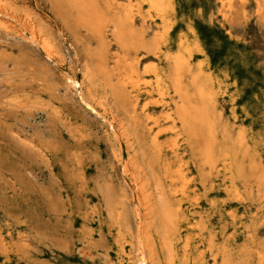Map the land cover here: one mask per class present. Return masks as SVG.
<instances>
[{
    "label": "rangeland",
    "instance_id": "1",
    "mask_svg": "<svg viewBox=\"0 0 264 264\" xmlns=\"http://www.w3.org/2000/svg\"><path fill=\"white\" fill-rule=\"evenodd\" d=\"M163 1L0 0V264H264V0ZM192 104L263 171L203 161Z\"/></svg>",
    "mask_w": 264,
    "mask_h": 264
},
{
    "label": "bare ground",
    "instance_id": "2",
    "mask_svg": "<svg viewBox=\"0 0 264 264\" xmlns=\"http://www.w3.org/2000/svg\"><path fill=\"white\" fill-rule=\"evenodd\" d=\"M10 1V0H9ZM13 1V0H12ZM83 0H81V2H82ZM88 1V0H87ZM114 1V0H113ZM217 1V0H216ZM72 2H73V0H72ZM74 2H75V0H74ZM223 2V1H222ZM8 3H10V2H8ZM79 3V2H78ZM85 3V2H84ZM128 3V2H127ZM140 3H143V4H148L151 8H153V9H156V10H158V11H160L159 10V8L161 7V6H163V3H164V1L163 0H140ZM1 4H3V5H5L4 4V0H3V3L1 2ZM72 4V3H71ZM70 4V5H71ZM97 4V3H96ZM222 4V3H221ZM255 4V3H254ZM11 5V4H10ZM73 5H75V4H73ZM79 5V4H78ZM87 5V4H86ZM139 5V4H138ZM251 5V4H250ZM18 6V5H17ZM80 6V5H79ZM191 6V5H190ZM257 6V5H256ZM258 6H259V4H258ZM3 8H4V6H2ZM6 7V6H5ZM26 7V6H25ZM88 7H89V5H88ZM91 7V6H90ZM94 7V6H93ZM137 7V6H136ZM230 7V6H229ZM249 7V6H248ZM2 8V9H3ZM20 8H23L22 6H20ZM84 8V7H83ZM82 8V9H83ZM86 8V7H85ZM95 8V7H94ZM254 8V7H253ZM259 8V7H258ZM264 8V7H263ZM263 8H261V9H263ZM2 9H0V10H2ZM6 9V8H5ZM11 9V8H10ZM73 9H75V7L73 6ZM80 8H78V10H79ZM87 9V8H86ZM195 9V8H194ZM220 9V8H219ZM260 9V10H261ZM7 10V9H6ZM5 10V11H6ZM18 10V12L20 11L19 9H17ZM26 10V12H27V9H25ZM29 10V9H28ZM94 10V9H93ZM97 10V9H96ZM244 10V9H243ZM259 10V9H258ZM24 11V10H23ZM22 11V12H23ZM32 11V10H31ZM76 11H77V8H76ZM80 12H81V10H79ZM84 11H85V13H86V11L87 10H85L84 9ZM99 11V10H98ZM137 11H138V9H137ZM10 12V11H9ZM18 12H17V14H18ZM25 12V13H26ZM78 12V11H77ZM88 12V11H87ZM96 12V11H95ZM127 12V11H126ZM248 12V11H247ZM261 12V14H262V10L260 11ZM1 13H3V12H1ZM5 13V12H4ZM4 13L2 14V16L4 15ZM11 13V12H10ZM14 13V12H13ZM82 13V12H81ZM84 13V14H85ZM94 13V12H93ZM101 13V12H100ZM220 13V12H219ZM224 13V12H223ZM5 14H7V13H5ZM9 14V13H8ZM32 14H33V12L32 13H30V15L32 16ZM97 14H98V12H97ZM125 14V13H124ZM141 14V13H140ZM264 14V13H263ZM24 15V14H23ZM78 15H79V12H78ZM82 15V14H81ZM93 16H94V14H92ZM100 15H103V13L102 14H100ZM199 15V14H198ZM218 15V14H217ZM8 16V15H7ZM12 16V15H11ZM17 16H19V15H17ZM24 16H26V15H24ZM134 16V15H133ZM1 17V16H0ZM27 17V16H26ZM80 16H78V18H79ZM94 17H96V16H94ZM107 17V16H106ZM106 17H105V21L107 20L106 19ZM16 18V17H15ZM31 17H29V19H30ZM42 18V17H41ZM119 18V17H118ZM200 18H201V16H200ZM213 18V17H212ZM45 19V18H44ZM92 19V18H91ZM90 19V21H93V20H91ZM98 19V18H97ZM104 18H102V20H103ZM121 19V18H120ZM147 19V18H146ZM145 19V20H146ZM153 19V18H152ZM206 19V18H205ZM20 20H21V18H20ZM26 20H28V18L26 19ZM31 20V19H30ZM36 20V19H35ZM79 21H81V19H78ZM94 20H96V19H94ZM119 20V19H118ZM42 21H44V20H42ZM83 21V20H82ZM147 21V20H146ZM207 21V20H206ZM208 21H209V19H208ZM4 22V21H3ZM28 22V21H27ZM31 22V21H30ZM29 22V23H30ZM33 22V21H32ZM38 22V21H37ZM86 22V21H85ZM94 22V21H93ZM102 22V21H101ZM114 22V21H113ZM124 21H122V23H123ZM127 22V21H126ZM125 22V23H126ZM11 23V22H10ZM18 23V22H17ZM70 23V22H69ZM83 23V22H82ZM109 23H111V22H109ZM108 23V24H109ZM128 23V22H127ZM88 24V23H87ZM96 24L99 26V24L96 22ZM95 24V25H96ZM105 24V23H104ZM103 24V25H104ZM124 24V23H123ZM145 24V23H144ZM35 25V24H34ZM76 25V24H75ZM83 25V27H85V29L87 28V26H84V24H82ZM92 25V24H91ZM94 25V24H93ZM101 25H102V23H101ZM100 25V26H101ZM126 25H128V24H126ZM131 25V24H130ZM153 25V24H152ZM27 26V25H26ZM40 26V25H39ZM2 27V26H1ZM92 27V28H91ZM91 27H89V28H91L92 30H93V28H94V26H91ZM132 27V26H131ZM135 27V26H134ZM3 28V27H2ZM73 28H74V26H73ZM96 28V27H95ZM101 28V27H100ZM100 28H97V29H94V30H98V29H100ZM109 28V27H108ZM114 28V27H113ZM6 29V28H5ZM88 29V28H87ZM114 29H116V28H114ZM90 30V29H89ZM122 30H124L125 31V29H122ZM139 30H140V28H139ZM5 31H7V30H5ZM101 31V30H100ZM100 31H98V33H99V35L101 36V34H100ZM112 31H113V29H112ZM129 31V30H128ZM137 31V30H136ZM136 31H135V34H136ZM77 32V31H76ZM96 32V31H95ZM140 32V31H139ZM39 33V32H38ZM51 33H53L52 32V30H51V32H50V34ZM102 33V32H101ZM117 32L115 31V33H114V35L116 34ZM121 33H123V32H121ZM228 33V32H227ZM230 33V32H229ZM13 34V33H12ZM11 33H10V35H12ZM20 34V33H19ZM54 34V33H53ZM93 34V33H92ZM118 34H120V33H118ZM128 34V33H127ZM126 34V35H127ZM142 34H144V33H142ZM14 35V34H13ZM35 35V34H34ZM52 35V34H51ZM50 35V36H51ZM103 35V34H102ZM138 35H139V33H138ZM21 36V35H20ZM50 36H49V39H50ZM119 36V35H118ZM123 36V35H122ZM144 36H145V34H144ZM158 36V35H157ZM43 37V36H42ZM41 37V38H42ZM83 37V36H82ZM116 37H117V35H116ZM119 37H121V36H119ZM141 37H142V35H141ZM160 37H162V35L160 36ZM37 38V37H36ZM53 38V37H52ZM102 38V37H101ZM123 38V37H122ZM126 38V37H125ZM142 38H144V37H142ZM148 38V37H147ZM44 39V38H43ZM46 39V38H45ZM106 39V38H105ZM104 39V40H105ZM118 39H120V38H118ZM98 40H101V39H98ZM153 40V39H152ZM231 40V39H230ZM112 42H114V41H112ZM124 42V41H123ZM122 42V43H123ZM50 43V42H49ZM121 43V42H120ZM119 43V44H120ZM125 44H127L126 42H124ZM124 43H123V45H124ZM129 43V42H128ZM143 43V42H142ZM154 43V42H153ZM47 44V43H46ZM53 44V43H52ZM103 44H106V43H103ZM134 44V43H133ZM141 44V43H140ZM144 44V43H143ZM143 44H141V45H143ZM45 45V44H44ZM101 45H102V43H101ZM101 45L99 46V48H101L102 49V47H101ZM128 45V44H127ZM134 45H137V43L136 44H134ZM145 46H146V44H144ZM48 46H49V44H48ZM54 46V45H53ZM148 46H149V44H148ZM152 46V45H151ZM158 46H159V44H158ZM49 47H51V46H49ZM123 47V46H122ZM121 47V48H122ZM125 47V46H124ZM123 47V48H124ZM142 47V46H141ZM147 47V46H146ZM44 48H45V46H44ZM96 48V47H95ZM95 48H93V49H95ZM138 48H139V46H138ZM137 47H136V49H138ZM144 48V47H143ZM157 48V47H156ZM159 48V47H158ZM162 48V47H161ZM4 49V48H3ZM142 49V48H141ZM145 49V48H144ZM104 50V49H103ZM105 50H106V48H105ZM140 50V49H139ZM138 50V51H139ZM146 50H147V48H146ZM163 50V49H162ZM6 51V50H5ZM47 51H48V48H47ZM51 51V50H50ZM98 51H100V53H101V50H99L98 49ZM151 51H152V48H151ZM153 51H155V50H153ZM157 51H159L158 49H157ZM167 51V50H166ZM54 52V51H53ZM156 52V51H155ZM48 53V52H47ZM52 53V52H51ZM91 53V52H90ZM92 53H93V51H92ZM91 53V54H92ZM100 53H99V55H100ZM112 53V52H111ZM117 53V52H116ZM119 53V52H118ZM148 53H149V51H148ZM164 53V52H163ZM175 53V52H174ZM97 54V53H96ZM103 54H105V52L103 53ZM109 54V53H108ZM157 55V54H156ZM172 55V54H171ZM181 55V54H180ZM54 56V55H53ZM58 56V55H57ZM88 56V55H87ZM96 56V55H95ZM105 56V55H104ZM113 56V55H112ZM144 56H145V54H144ZM174 56H177L176 54H174ZM173 55H172V57L175 59V57H174ZM52 57V56H51ZM99 57V56H98ZM167 57H168V55H167ZM56 58H58V57H56ZM97 58V57H96ZM100 58V57H99ZM99 58H98V60H99ZM107 58H109V57H107ZM164 58H166V57H164ZM177 58V57H176ZM180 58V57H179ZM91 59V58H90ZM103 59V58H102ZM179 60V61H178ZM177 60V62H174V63H176L175 65H176V68H174V69H176L175 71H177V81L181 84V82H180V79L182 78V75H184V71H186V63H187V61H185L184 59H183V57H182V59H178ZM91 61H92V59H91ZM95 61V60H94ZM102 61V60H101ZM128 61V60H127ZM99 62H100V60H99ZM98 62V63H99ZM102 62H104V61H102ZM101 63V62H100ZM149 63H150V61H149ZM139 64V63H138ZM188 64V63H187ZM102 65V63L100 64V66ZM150 65V64H149ZM190 65V64H189ZM144 66V65H143ZM187 67H188V65H187ZM101 68V67H100ZM104 68V67H103ZM145 68V67H144ZM186 68V69H185ZM85 69H87V67L85 68ZM93 69V68H92ZM97 70H98V68H97ZM106 70V69H105ZM114 71V70H113ZM145 71V70H144ZM173 71V70H172ZM188 71V70H187ZM105 72V71H104ZM50 73V72H49ZM97 73H98V71H97ZM109 73H111V72H109ZM188 73V72H187ZM93 75H94V73H92ZM99 74V73H98ZM106 74H107V71H106ZM192 74V73H191ZM195 74V73H194ZM107 76V75H106ZM176 76V75H175ZM175 76H173V77H175ZM102 77H104V76H102ZM110 77H111V75H110ZM113 77H115V76H113ZM158 77V76H157ZM181 77V78H180ZM105 78V77H104ZM118 78V77H117ZM200 78V77H199ZM199 78H197V79H199ZM229 78V77H228ZM171 79V78H170ZM201 79V78H200ZM105 80V79H104ZM176 80H175V82H176ZM76 81V80H75ZM146 81V80H145ZM72 82H74V81H72ZM109 82V81H108ZM111 82H113V81H111ZM110 82V83H111ZM115 82H116V80H115ZM175 82H173V83H175ZM193 82V81H192ZM197 82V81H196ZM79 83V82H78ZM172 83V84H173ZM234 83V82H233ZM114 85L116 84V83H113ZM112 84V85H113ZM149 84V83H148ZM194 84V83H193ZM202 84V83H201ZM194 85H197V84H194ZM76 86H77V84H76ZM110 86H111V84H110ZM179 86V85H178ZM203 86V85H202ZM174 87V86H173ZM101 88H102V86H101ZM111 88V87H110ZM178 88H181V87H178ZM235 89V88H234ZM246 89H248L247 87H246ZM178 89H174V91H176V92H180V91H177ZM185 90L186 89H184V92H185ZM204 90V89H203ZM249 90V89H248ZM81 91V90H80ZM147 91H148V89H147ZM173 91V92H174ZM182 91V90H181ZM206 91V90H205ZM205 91H203L204 93H205ZM187 92V91H186ZM209 92H210V90H209ZM212 92V91H211ZM210 92V93H211ZM216 92V91H215ZM182 93H183V91H182ZM197 93V92H196ZM207 93V92H206ZM84 94V93H83ZM193 94V93H192ZM198 94V93H197ZM211 94H213V92L211 93ZM211 96H213V95H211ZM195 97V99H197L196 98V96H194ZM193 96H192V98H194ZM200 97V96H199ZM199 100H201L200 102H202V99L200 98ZM208 100V99H207ZM85 101V100H84ZM191 101V100H190ZM108 102V101H107ZM181 102V101H180ZM189 102V101H188ZM193 102V101H192ZM197 102V101H196ZM224 102V101H223ZM195 103V102H194ZM216 103V102H215ZM191 104V103H190ZM198 104V103H197ZM197 104H195V105H197ZM204 104H206V103H204ZM179 105H181V103L179 104ZM183 105V107H184V104H182ZM182 105H181V107H182ZM203 105V104H202ZM113 106V105H112ZM191 106H193V104L191 105ZM204 106V105H203ZM215 106V105H214ZM187 107V106H186ZM202 107V106H201ZM122 108H124V107H122ZM192 108V107H191ZM197 108L198 107H195V106H193V108H192V110L193 111H195V110H197ZM204 108V107H203ZM210 108V107H209ZM230 108V107H229ZM177 109V108H176ZM184 109V108H183ZM215 109V108H214ZM182 110V109H181ZM184 110H186V109H184ZM200 110V109H199ZM202 110V109H201ZM200 110V111H201ZM205 110V109H204ZM204 110H202V111H204ZM211 110V109H210ZM217 110V109H216ZM187 111H188V108H187ZM214 111V110H213ZM222 111V110H221ZM129 112V111H128ZM183 112V111H182ZM205 112V111H204ZM212 112V111H211ZM132 114H133V112H131ZM190 113L191 112H188V113H186L185 115H183L182 117H180L181 118V120H182V122H183V124L185 125V126H192V125H196V127L198 126V129H200L199 131H197V132H194L193 133V135H196V134H198V136H199V139L201 140V143H202V149H200V153H201V157H202V160L203 161H207V162H212L214 165H216V167L217 166H222V168L225 170V174L227 175V177H228V181L229 182H231V186L232 185H236V179H237V174H238V171H240L239 169H246V168H249V167H251L252 165H254L253 163H254V161H253V159H251V157H252V155H253V153L257 150V148H256V144H254L251 148L250 147H247L246 146V144H245V142H244V135L242 136V135H240V132H238V134H239V137L237 136V137H233L232 135H231V133H230V131L228 130V129H226V130H224V131H219V126H218V122L212 117V115H210L209 113H207V112H205V113H203V112H198V110L197 111H195V113H194V119H193V114L190 116ZM128 114V113H127ZM131 114V115H132ZM123 115V114H122ZM130 115V114H129ZM130 115V116H131ZM182 115V114H181ZM129 116V117H130ZM134 116V115H133ZM217 116V115H216ZM123 117V116H122ZM197 118V119H196ZM191 119V120H190ZM137 120V119H136ZM176 119H172V123H173V126H172V128L174 129V130H176V128H177V126H176ZM223 123V122H222ZM222 123H220V124H222ZM225 123V122H224ZM181 125V124H180ZM225 125V124H224ZM227 125V124H226ZM225 125V126H226ZM237 125V124H236ZM110 126H112V125H110ZM182 126V125H181ZM132 127V126H131ZM183 127V126H182ZM195 128V127H194ZM222 128V127H221ZM131 129H133V128H131ZM145 129V128H144ZM146 130V129H145ZM221 130V129H220ZM176 132H178V130L176 131ZM132 133V132H131ZM130 133V134H131ZM140 133V132H139ZM189 133V132H188ZM137 135V134H136ZM187 135V134H186ZM189 135V134H188ZM131 136V135H130ZM133 136V135H132ZM135 136V135H134ZM139 136V135H138ZM259 136V135H258ZM260 137V136H259ZM142 138H144L143 137V135H142ZM261 139V138H260ZM137 140V139H136ZM254 140H255V138H254ZM259 140V139H258ZM143 141V140H142ZM141 142V141H140ZM256 142V141H255ZM142 143V142H141ZM140 146V145H139ZM150 147V146H149ZM148 147V148H149ZM144 150V149H143ZM141 151H142V149H141ZM144 152V151H143ZM142 152V153H143ZM263 159V158H262ZM210 164V163H209ZM179 165H180V163H179ZM185 166V165H184ZM124 167V166H123ZM254 167L256 168V170H262L263 169V167H262V165H260V164H255L254 165ZM182 168V167H181ZM178 170H180V168L178 169ZM218 171L220 172L221 171V168H218ZM263 171V170H262ZM186 172V171H185ZM264 172V171H263ZM130 173L132 174V172H131V170H130ZM183 173V172H182ZM259 172H257L256 174H258ZM264 174V173H263ZM175 175V174H174ZM123 176V175H122ZM258 176H260L261 177V175H258ZM257 175H256V179H257V177H258ZM260 177L258 178V179H260ZM263 178V177H262ZM261 178V181H263L264 179H262ZM190 180V179H189ZM250 181V180H249ZM163 182V181H162ZM178 182V181H177ZM154 184V183H153ZM136 185V184H135ZM152 187H153V185H152ZM230 187V185H226V187H225V189H227V188H229ZM162 189V188H161ZM161 189H160V191H161ZM137 190V189H136ZM159 190V189H158ZM157 190V191H158ZM229 190V189H228ZM127 192V191H126ZM153 193V192H152ZM182 193V192H181ZM185 194V193H184ZM146 195V194H145ZM236 195L239 197V198H241V191L240 190H238V189H236ZM235 197V196H234ZM128 198H130V197H128ZM133 198V197H132ZM140 198V197H139ZM157 198V197H156ZM229 198H231V197H229ZM238 198V199H239ZM193 199V198H192ZM237 199V200H238ZM147 200V199H146ZM161 201H163L162 199H161ZM164 202V201H163ZM162 202V203H163ZM253 202V201H252ZM264 203V202H263ZM157 204V203H156ZM164 204H165V202H164ZM163 204V205H164ZM167 204H168V202H167ZM145 205H146V203H145ZM169 205H167V207H168ZM148 207V206H147ZM157 207H161V206H157ZM166 207V208H167ZM158 208V209H159ZM162 208V207H161ZM262 208H264V207H262ZM165 209V207H163L161 210H164ZM171 209V208H170ZM137 211V210H136ZM165 211V210H164ZM163 211V212H164ZM231 211V210H230ZM154 212H157L158 213V211H154ZM168 212V211H167ZM172 212V211H171ZM170 212V213H171ZM169 213V212H168ZM172 215V214H171ZM120 216H121V214H120ZM173 218V217H172ZM171 218V219H172ZM170 219V218H169ZM168 219V220H169ZM139 220V219H138ZM170 221V220H169ZM140 223V222H139ZM173 223V222H172ZM199 223V222H198ZM252 223V222H251ZM140 225V224H139ZM237 226V225H236ZM234 228V227H233ZM182 229V228H181ZM246 229V228H245ZM241 230V229H240ZM249 230V229H248ZM233 232V231H232ZM236 233H237V231H236ZM140 234V233H139ZM139 234H138V236H139ZM231 234V233H230ZM137 235V234H136ZM135 235V236H136ZM236 235V234H235ZM134 236V235H133ZM211 236H213V235H211ZM210 236V237H211ZM231 236V235H230ZM140 237V236H139ZM139 237H138V248H139V250L141 249V252H140V255H139V258H136V259H133V257H130V263L129 264H147V259H146V257L144 256V252H142V239H139ZM234 237V236H233ZM141 238H142V236H141ZM227 238H229V237H227ZM235 239V238H234ZM137 244V243H136ZM135 244V245H136ZM215 246H217V245H215ZM226 247V246H225ZM137 248V247H136ZM135 248V249H136ZM137 248V249H138ZM209 250V249H208ZM139 253V252H138ZM216 254V253H215ZM136 255H137V253H136ZM136 255H135V257H136ZM172 256V255H171ZM190 259V258H189Z\"/></svg>",
    "mask_w": 264,
    "mask_h": 264
}]
</instances>
